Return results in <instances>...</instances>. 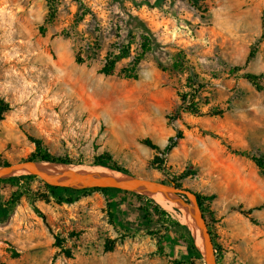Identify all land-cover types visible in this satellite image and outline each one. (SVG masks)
Returning a JSON list of instances; mask_svg holds the SVG:
<instances>
[{
  "label": "rangeland",
  "instance_id": "1",
  "mask_svg": "<svg viewBox=\"0 0 264 264\" xmlns=\"http://www.w3.org/2000/svg\"><path fill=\"white\" fill-rule=\"evenodd\" d=\"M49 5L55 14L47 20ZM145 30L152 49L138 78H126L119 71L138 55ZM131 41L130 56L103 73L107 55ZM179 50L209 84L204 110L222 115L169 118L188 76L172 66ZM244 72L264 73V0H0V161L32 158L37 140L56 157L81 161L60 163L78 170L102 166L93 161L109 152L130 173L215 196L207 216L222 251L218 262L214 249L216 264H264V208L249 216L237 209L264 202V174L227 147L264 156V91ZM177 127L184 137L160 154L161 164L153 161L156 150L143 140L164 148ZM2 179L0 201L10 212L0 220V264H205L202 256L187 262L175 228L144 218L125 190Z\"/></svg>",
  "mask_w": 264,
  "mask_h": 264
},
{
  "label": "trees",
  "instance_id": "2",
  "mask_svg": "<svg viewBox=\"0 0 264 264\" xmlns=\"http://www.w3.org/2000/svg\"><path fill=\"white\" fill-rule=\"evenodd\" d=\"M54 0H49L50 3H52ZM49 15L47 16V20H50L54 17L55 9L52 5H49ZM140 36L143 38L140 43V51L137 56L134 57V59L131 61V63L128 66L122 67L119 71L120 74H122L126 78H138V67L141 62V60L145 57L146 53L151 51L152 49V41L150 35L146 33H141ZM134 41H131L126 47L124 46L122 49V52L120 54H114L110 53L107 55L104 65L101 68V71L107 75L114 74L117 70V63L122 60L123 58H126L130 56V49L132 48V44ZM254 56V51H251L247 57V60H251ZM187 55L184 50H179L175 53L174 61H173V68L181 73L188 72V76L186 77V83H185V89L183 91H179L180 96V104L175 109V111L169 116L171 120L181 119L183 114L187 113L193 116H209V117H216L220 116L224 113V109L219 107H210L207 110H204V107L209 103L207 100L203 98L204 91L206 90L207 86L209 85L208 82L200 77L198 73H196L192 68H190L187 65ZM83 57L81 54H78L76 57L77 62H83ZM241 68L236 66L234 67V71L240 70ZM241 76L252 83V85L258 89L259 91H264V73H254V72H244L241 74ZM3 104V102H1ZM3 108L2 105L0 106V119L2 118L3 114ZM187 127H191L189 124H187ZM176 135L171 136L169 138V142L165 145L164 148H161L159 145L154 143L152 139L145 138L143 142L150 146L151 148L156 150V155L153 161L159 162L158 164L162 163L161 160V153H168L171 151L173 147H175L178 143V139H181L184 137L183 130L179 127L176 128ZM207 134H210L214 137H219V135L212 131H206ZM37 150L32 156L33 160H38L40 162L42 161H56L58 163L60 162H66L68 163H81V161H74L68 157H56L52 155L45 147L41 145V141L37 140ZM228 149L235 154L247 156L250 159H252L256 165L259 167L260 171L264 174V156H254L250 155L247 151L233 148L231 145H227ZM10 162L5 161L1 162L2 164H8ZM94 165H102L106 166L110 169H115L121 172H129L126 168L118 164L112 157V155L109 152H103L100 155H97L93 161ZM158 168H162V166L158 165ZM17 176V175H16ZM19 176H29V175H19ZM14 177V176H11ZM3 179H0L2 181ZM180 185V184H179ZM57 187V186H53ZM64 188L71 191H80V190H88L90 188L86 189H73L68 187H59ZM96 189H103L108 190L111 188H98ZM133 195L136 196V198L139 200L140 205L139 209L144 215V218L148 219L150 222H154L158 225H160L162 228H165L166 230H171L173 227L175 228L174 231L176 233L177 239L183 244L184 250L189 255L187 258V262L190 259L191 256H195L197 258H201L200 249L196 245L193 234L191 229L182 223H180L177 219L173 218L172 214L162 207L160 204H158L153 198L148 197L145 194L137 193V192H130L127 191ZM198 202L201 206L202 212L204 214V217L207 220V225L210 230V223L208 221L207 216V210H208V203L213 200L215 197L214 195H204L200 193H196ZM60 199L67 203H73L75 202L74 197H65L60 196ZM264 208V202L256 207H251L248 209H244L242 206L237 207V209L244 215L249 216L253 212L254 209H262ZM10 208L6 203H2L0 201V220H4L9 216ZM113 218L115 217L114 213L112 211L109 212ZM150 234H158L157 231H149ZM210 233L212 235V232L210 230ZM213 239L214 243V249L217 251L216 253V259L219 262L220 257L222 256V251L220 245L216 243V241ZM105 249L107 251L113 250V245H105ZM173 261L177 264H185V261L173 259Z\"/></svg>",
  "mask_w": 264,
  "mask_h": 264
},
{
  "label": "water",
  "instance_id": "3",
  "mask_svg": "<svg viewBox=\"0 0 264 264\" xmlns=\"http://www.w3.org/2000/svg\"><path fill=\"white\" fill-rule=\"evenodd\" d=\"M42 162L58 163L56 161ZM111 171L113 172L101 176L62 175L47 170L38 160L25 159L0 165V179L25 174L38 176L52 186L68 187L78 190L98 187L116 188L142 194H148L149 192L175 193L183 197L186 203L190 205L192 216L200 230L202 246L198 247L205 264H216L211 234L198 202L197 194L194 191L180 187L176 183L168 184L156 179L141 177L130 172Z\"/></svg>",
  "mask_w": 264,
  "mask_h": 264
},
{
  "label": "bare ground",
  "instance_id": "4",
  "mask_svg": "<svg viewBox=\"0 0 264 264\" xmlns=\"http://www.w3.org/2000/svg\"><path fill=\"white\" fill-rule=\"evenodd\" d=\"M41 165L51 172L62 175L101 176L113 172L110 171L109 169L104 168L103 166H98V168H94V169L78 170L80 168L66 167L64 164H60V163L41 162ZM148 195L168 211L175 212L182 222L189 224L190 228H192L196 245L202 246L200 230L197 226L195 219L192 216L190 205L186 203L183 197L175 193H163V192H149Z\"/></svg>",
  "mask_w": 264,
  "mask_h": 264
},
{
  "label": "crops",
  "instance_id": "5",
  "mask_svg": "<svg viewBox=\"0 0 264 264\" xmlns=\"http://www.w3.org/2000/svg\"><path fill=\"white\" fill-rule=\"evenodd\" d=\"M182 246H183V244H182ZM183 248H184V246H183Z\"/></svg>",
  "mask_w": 264,
  "mask_h": 264
}]
</instances>
